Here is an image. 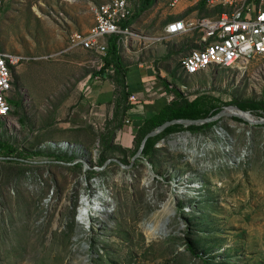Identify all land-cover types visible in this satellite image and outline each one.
<instances>
[{
	"label": "rangeland",
	"instance_id": "obj_1",
	"mask_svg": "<svg viewBox=\"0 0 264 264\" xmlns=\"http://www.w3.org/2000/svg\"><path fill=\"white\" fill-rule=\"evenodd\" d=\"M107 1L7 0L0 9L2 46L32 57L13 74L31 105L12 100L16 127L0 118V142L21 158L0 159V264H264V113L248 110L252 123L226 109L264 100V57L190 76H177L176 63L169 81L180 95L167 90L170 103L200 98L226 114L168 135L149 156L135 157L141 136L126 132L109 73L111 117L92 124L85 143L74 139H87L75 126L90 119L85 83L106 70L69 39ZM62 139L85 153L48 144Z\"/></svg>",
	"mask_w": 264,
	"mask_h": 264
},
{
	"label": "built area",
	"instance_id": "obj_2",
	"mask_svg": "<svg viewBox=\"0 0 264 264\" xmlns=\"http://www.w3.org/2000/svg\"><path fill=\"white\" fill-rule=\"evenodd\" d=\"M6 1L0 0V9ZM178 1L171 0L170 5L174 6ZM207 3L215 10L213 15L174 20L166 29L168 36L185 35L196 38L194 46L182 53L177 61L178 76L194 75L212 67H233L241 61L264 57V0H207ZM134 7L135 0H109L94 5L93 24L86 30L72 33L69 48L96 54L101 69L105 66L104 58L109 51V38L117 35L122 40L134 35L133 27L129 24L134 15ZM31 58L5 49L0 42V118L6 120L9 126L16 127L18 124L12 117L15 109L13 99L20 97L26 106L31 105V98L26 90L15 86L13 79L17 67ZM106 71L115 73L114 68H107ZM94 78L99 81L102 74ZM170 88H174L171 82ZM84 90L89 95L92 91L91 84L86 82ZM153 90L151 86L145 88L148 94L154 93ZM129 99L136 100L137 97L132 94ZM48 144L69 149L76 155L85 153V148L79 142L62 139L49 141ZM106 209L101 208L102 211L96 212L95 216L107 213Z\"/></svg>",
	"mask_w": 264,
	"mask_h": 264
},
{
	"label": "crops",
	"instance_id": "obj_3",
	"mask_svg": "<svg viewBox=\"0 0 264 264\" xmlns=\"http://www.w3.org/2000/svg\"><path fill=\"white\" fill-rule=\"evenodd\" d=\"M170 2L171 0H143L141 5V3L137 4L135 0L134 15L129 21L130 26L133 27L134 35H129V37L118 41L123 69L121 73L116 74L120 84L117 87V96L120 97L119 105L123 107L122 119L125 122L127 119L129 120L125 130L131 134H136L137 130L139 133L147 113L151 112L150 108L156 109L158 102L163 105L170 103L168 89L165 88L159 77L169 81L180 55L188 52L194 46L195 36H168L166 29L169 24L174 20H190L215 13V10L208 5L207 0H179L174 6H171ZM136 8L140 12L137 17H135L138 10ZM134 31H136V35ZM112 37L109 38V48ZM168 37L177 38L181 40V43L177 46L169 45L163 40ZM107 57L108 54L104 60ZM168 63L171 65L169 66ZM107 68L115 69V66ZM108 74L105 71L101 80L91 83L92 91L86 102L89 105V110L86 112V115L90 117L88 123L81 122L75 125L77 129L80 128L78 131L87 132L85 134L87 139H74L88 143V138L92 137L94 132L92 124L104 128V121L111 117L110 100L116 86L112 84L111 88L107 84ZM146 86L153 87L154 93L148 94L145 91ZM132 94L136 95V100L129 99ZM122 130L123 128H121Z\"/></svg>",
	"mask_w": 264,
	"mask_h": 264
},
{
	"label": "trees",
	"instance_id": "obj_4",
	"mask_svg": "<svg viewBox=\"0 0 264 264\" xmlns=\"http://www.w3.org/2000/svg\"><path fill=\"white\" fill-rule=\"evenodd\" d=\"M120 37L115 35L110 39V48L108 51V57L105 59V71L107 67L112 65L115 66L116 74L121 73L123 66L120 61L119 55V41ZM103 71V72H104ZM160 80L165 85V88L174 92L176 96L180 95V92L173 88H170V82L166 79L159 77ZM121 82V81H120ZM236 106L244 111H256L261 110L264 113V100L255 101V100H245L236 102ZM221 107L217 108H208L205 107V103L202 102L200 98H197L193 101L184 100L179 102L177 100L167 103L162 107L154 110L150 108V113H147V117L139 129V135L141 136L140 143L143 141L145 136L153 131L155 128L159 127L163 123L173 119H201L206 117H212L220 112ZM237 120H242V118L236 117ZM244 121V120H242ZM212 125V122H205L203 124H189L185 125L183 123H176L168 126L164 131L158 133L157 135L151 136L147 139L146 144L143 149V155L149 156L152 154L153 149L155 148L156 143L165 139L168 135L176 133L178 131L187 129L190 132L199 131L203 127H209ZM18 148L14 145L6 142H0V156L8 157V161H17L21 158L17 156ZM21 154V153H20ZM10 157V158H9Z\"/></svg>",
	"mask_w": 264,
	"mask_h": 264
},
{
	"label": "water",
	"instance_id": "obj_5",
	"mask_svg": "<svg viewBox=\"0 0 264 264\" xmlns=\"http://www.w3.org/2000/svg\"><path fill=\"white\" fill-rule=\"evenodd\" d=\"M231 108H232V107H229V108H226V109L231 110ZM233 108H234V107H233ZM235 108L238 109V110H240V111H244V110L238 108L237 106H236ZM231 112H232L234 115H236V116H238V117H241V118L244 119L245 121H249V122H252V123H256V121H251V120L247 119L246 117H243V116L240 115L239 113H236V112H233V111H231ZM244 112H249V111H244ZM224 114H226L225 111H220L219 113H217L216 115H214V116H212V117H206V118H201V119H196V120H192V119H173V120L166 121L165 123H163V124L160 125L159 127L155 128L153 131L149 132V133L145 136V138L143 139V141H142V143H141V145H140V147H139L137 153L135 154V157H137V156H139V155L142 154L143 149H144V146H145V144H146V141H147V139H148L149 137L154 136V135H157L158 133L164 131V130H165L168 126H170V125H173V124H176V123H183V124H185V125L187 126V125H189V124H195V123H199V122H201V123H205V122H209V121H211V120H213V119H215V118H217V117H219V116H222V115H224ZM6 158H8V157H2V156H0V159H6ZM9 158H10V157H9ZM118 161L121 163V165H122L123 167H126V165H125L124 163H122L120 160H118Z\"/></svg>",
	"mask_w": 264,
	"mask_h": 264
},
{
	"label": "bare ground",
	"instance_id": "obj_6",
	"mask_svg": "<svg viewBox=\"0 0 264 264\" xmlns=\"http://www.w3.org/2000/svg\"><path fill=\"white\" fill-rule=\"evenodd\" d=\"M231 111H233V112H236V113H240V115H242L243 117H246L247 119H249V120H251V121H254L253 120V116H252V114L250 113V112H244V111H240V110H238V109H235V108H231ZM51 144V143H50ZM52 145V144H51ZM99 198V197H98ZM101 199H102V197H100ZM99 201V202H98ZM98 201H97V203L96 204H98L99 206L101 205V201H100V199H98ZM90 204H91V202L88 204V206L87 205H84V206H86V210H85V215L90 211ZM106 208H108L107 206H105ZM170 216V215H169ZM167 219V218H166ZM155 224V223H154ZM168 224V223H167ZM164 225V224H163ZM163 228H164V226H163ZM149 229H150V232L151 233H155L156 231H160V229H161V227L160 226H158V225H152V224H150L149 225Z\"/></svg>",
	"mask_w": 264,
	"mask_h": 264
}]
</instances>
